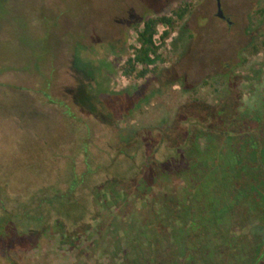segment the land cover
<instances>
[{
  "label": "rangeland",
  "instance_id": "obj_1",
  "mask_svg": "<svg viewBox=\"0 0 264 264\" xmlns=\"http://www.w3.org/2000/svg\"><path fill=\"white\" fill-rule=\"evenodd\" d=\"M220 2L230 23L217 17V0H0L1 150L49 146V133L64 135L68 127L46 109L56 104L69 113L71 101L83 117L106 120L116 139L139 129H171L180 112L198 105L263 118L264 47L257 54L249 50L264 40V0ZM185 5L189 12L174 24L145 76H138L141 66L126 74V60L139 46L134 26ZM136 92L149 100L136 102ZM226 124L216 129L222 135L229 134ZM69 128L78 131L79 122ZM90 130L84 129L85 137ZM196 139L199 177L163 174L150 188H140L141 182L115 187L78 235L68 239L53 228L36 245L0 246V264L236 263L258 245L261 208L241 203L229 211L228 142L206 134ZM247 156L243 164L253 165ZM32 174L17 171L9 191L26 196L36 183ZM255 177L260 197L264 175Z\"/></svg>",
  "mask_w": 264,
  "mask_h": 264
},
{
  "label": "trees",
  "instance_id": "obj_2",
  "mask_svg": "<svg viewBox=\"0 0 264 264\" xmlns=\"http://www.w3.org/2000/svg\"><path fill=\"white\" fill-rule=\"evenodd\" d=\"M188 12L185 5L171 15H156L139 21L133 28L139 46L133 47L127 58L125 73L129 74L141 66L138 76L144 77L148 68L159 59L158 50L169 37L174 24L182 21ZM159 26L163 27L160 33ZM263 47L264 40L249 51L257 54ZM139 94H131L135 96L132 99L147 102L150 98ZM80 107L71 101L68 113L64 106L48 105L46 113L56 117L57 124L64 123L69 128L71 122L78 121L80 128L78 131L67 128L66 136L62 132L51 131L47 139L52 141V145L34 149L23 145L0 148V157L1 154L3 157L0 158V246L24 241H34L36 245V241L53 228H59L62 236L68 239L78 235L97 217L102 196L115 187L124 186L128 190L136 182H141L140 188H150L156 177L163 174L190 173L199 177L203 165L196 138L204 134L217 143L226 140V148L233 157L231 163L224 165L232 202L229 211H235L241 203H246L249 209L261 208L257 212L264 221V195L258 197V187L254 186L258 178L255 176L264 175L263 166L258 165L259 160L264 164V117L233 109L227 112L225 108L207 111L198 105L190 113L180 112L171 129H139L124 139H116L114 127L107 128L106 120L95 116L83 117ZM227 120L230 124L225 123ZM223 124H226L223 130L227 128L229 134L222 135L216 130ZM86 127L91 130L85 137ZM257 134L258 140L255 138ZM61 135L65 137L63 141ZM6 141L8 138L4 139ZM251 142L257 145L253 148ZM247 154L253 165L248 161V166L243 164L245 160L241 157ZM68 169L71 171H66ZM19 170L29 171L36 178V183L24 197L9 191L11 176ZM252 173L255 175L253 178ZM217 178L215 175L213 181ZM251 178L254 180H249ZM239 256L234 264H264L263 229L256 249Z\"/></svg>",
  "mask_w": 264,
  "mask_h": 264
},
{
  "label": "water",
  "instance_id": "obj_3",
  "mask_svg": "<svg viewBox=\"0 0 264 264\" xmlns=\"http://www.w3.org/2000/svg\"><path fill=\"white\" fill-rule=\"evenodd\" d=\"M217 17L221 18V19H225L226 16L224 15V12L222 10V7H221V2L220 0H217Z\"/></svg>",
  "mask_w": 264,
  "mask_h": 264
},
{
  "label": "flooded vegetation",
  "instance_id": "obj_4",
  "mask_svg": "<svg viewBox=\"0 0 264 264\" xmlns=\"http://www.w3.org/2000/svg\"><path fill=\"white\" fill-rule=\"evenodd\" d=\"M225 21H227L228 23H230L229 19L226 17L225 19H223Z\"/></svg>",
  "mask_w": 264,
  "mask_h": 264
}]
</instances>
